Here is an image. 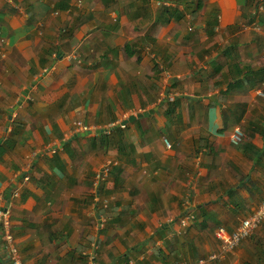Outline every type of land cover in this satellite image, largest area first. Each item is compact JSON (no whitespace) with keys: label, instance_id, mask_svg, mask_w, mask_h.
Masks as SVG:
<instances>
[{"label":"crops","instance_id":"0c3cea01","mask_svg":"<svg viewBox=\"0 0 264 264\" xmlns=\"http://www.w3.org/2000/svg\"><path fill=\"white\" fill-rule=\"evenodd\" d=\"M263 133L264 0H0V192L24 264H264V223L230 252L214 237L264 199Z\"/></svg>","mask_w":264,"mask_h":264},{"label":"built area","instance_id":"2783aa9c","mask_svg":"<svg viewBox=\"0 0 264 264\" xmlns=\"http://www.w3.org/2000/svg\"><path fill=\"white\" fill-rule=\"evenodd\" d=\"M163 3L167 4V2ZM229 138L231 143L235 145L242 142L244 139V132L240 125L232 127ZM164 143L166 146H169L166 139H164ZM110 166L111 162L109 161L97 169L93 177V189H98L101 182L109 174ZM17 194V191H13L14 196ZM184 202H189L188 197H186ZM191 218H193V215L186 214L184 217H181L180 221L182 225H185L188 220H191ZM261 223H264V199L249 215L241 219L235 229L227 230L223 226H218L214 231V237L217 239L222 252H230L235 249L241 241L248 238ZM0 236L4 242L3 245L10 264H24L10 230L9 210L5 204L2 192H0ZM214 257H216L215 253L209 255V258ZM173 264H206V258H198L195 262L178 261Z\"/></svg>","mask_w":264,"mask_h":264},{"label":"trees","instance_id":"16d2710c","mask_svg":"<svg viewBox=\"0 0 264 264\" xmlns=\"http://www.w3.org/2000/svg\"><path fill=\"white\" fill-rule=\"evenodd\" d=\"M162 12L164 15H166V13H168L169 16H174V13H175L171 8H168V7H163ZM165 19L167 20L168 17Z\"/></svg>","mask_w":264,"mask_h":264},{"label":"water","instance_id":"95a60500","mask_svg":"<svg viewBox=\"0 0 264 264\" xmlns=\"http://www.w3.org/2000/svg\"><path fill=\"white\" fill-rule=\"evenodd\" d=\"M26 91H27V89L24 90L23 93H26ZM141 115H142L141 113H138V114H137V116H141ZM9 116H10V115H9ZM132 119H134V116H130L128 119H125L124 121H122V124H124V123H126L127 121L132 120ZM263 137H264V133H263Z\"/></svg>","mask_w":264,"mask_h":264}]
</instances>
